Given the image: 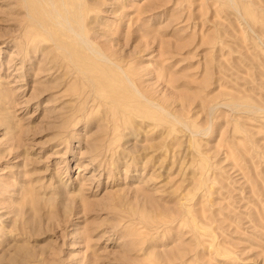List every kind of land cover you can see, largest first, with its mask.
Listing matches in <instances>:
<instances>
[{
  "label": "rangeland",
  "instance_id": "374dc122",
  "mask_svg": "<svg viewBox=\"0 0 264 264\" xmlns=\"http://www.w3.org/2000/svg\"><path fill=\"white\" fill-rule=\"evenodd\" d=\"M68 1L0 0V264H264V0Z\"/></svg>",
  "mask_w": 264,
  "mask_h": 264
},
{
  "label": "bare ground",
  "instance_id": "6f19581e",
  "mask_svg": "<svg viewBox=\"0 0 264 264\" xmlns=\"http://www.w3.org/2000/svg\"><path fill=\"white\" fill-rule=\"evenodd\" d=\"M54 1V0H53ZM50 1H47L46 3H47V5L48 6H50V3H49ZM64 6H65V4H70V5H74V2H70V1H68L67 3H66V0H62V2H61ZM70 5H69V7H70ZM55 7V6H54ZM56 8V7H55ZM82 9V8H81ZM77 10H79V6H77ZM82 11H84V7H83V9H82ZM66 12H68V9L66 8ZM49 14V13H48ZM59 14L61 15V13L59 12ZM80 14H81V16L84 18V13H82V12H80ZM75 15H77L76 14V12H75ZM73 16H74V14H73ZM79 16V15H78ZM75 17V16H74ZM64 20V19H63ZM76 21V20H75ZM78 21V20H77ZM51 22V21H50ZM63 23V22H62ZM66 23L67 24H69V25H71V27H70V29H71V31H73L77 36H79V39H80V41L82 42V43H85L86 44V39H85V37H84V35H83V33L82 32H80L79 30H77V29H75L73 26H72V22H71V20L70 19H66ZM48 25V24H47ZM50 25V24H49ZM83 27V26H82ZM82 27H80V28H82ZM86 34V33H85ZM70 37V36H69ZM67 38V37H66ZM66 40V39H65ZM68 41V40H67ZM70 45V44H69ZM87 45V44H86Z\"/></svg>",
  "mask_w": 264,
  "mask_h": 264
}]
</instances>
